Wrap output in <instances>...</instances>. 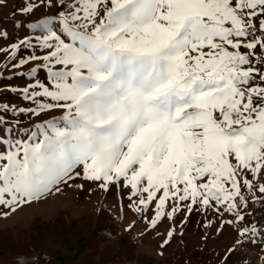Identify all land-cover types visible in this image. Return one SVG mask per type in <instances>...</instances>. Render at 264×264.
Wrapping results in <instances>:
<instances>
[{"label":"snow or ice","instance_id":"obj_1","mask_svg":"<svg viewBox=\"0 0 264 264\" xmlns=\"http://www.w3.org/2000/svg\"><path fill=\"white\" fill-rule=\"evenodd\" d=\"M39 8L50 14L17 21L29 34L0 47V79L27 81L0 95L29 105L0 103V206L59 191L81 166L105 192L123 180L136 213L162 190L152 228L168 201L169 220L182 208V223L193 211L233 217L218 231L252 215L247 197L264 202V0H25L18 11ZM238 235L264 242L256 222Z\"/></svg>","mask_w":264,"mask_h":264},{"label":"rangeland","instance_id":"obj_2","mask_svg":"<svg viewBox=\"0 0 264 264\" xmlns=\"http://www.w3.org/2000/svg\"><path fill=\"white\" fill-rule=\"evenodd\" d=\"M24 6L25 0L0 2V31L9 33L8 39L0 38V47L7 46L17 38L29 34L23 26L17 30L15 27L17 21L25 25L50 14L44 8H39L34 14L26 17L18 11ZM255 23L258 27L259 20L257 19ZM241 51L248 50L242 47ZM255 51L258 55L261 54L259 47ZM23 54L22 51L20 55ZM5 56L6 54L0 53V62L4 61ZM256 67L264 70V66L256 65ZM9 74L4 70L5 76ZM40 77L43 79L44 73H41ZM26 83L25 78L0 79V87L7 85L23 87ZM4 102L29 106L18 95L10 92L0 95V103ZM60 114L58 111H53L36 119L35 122H40V119H51ZM0 115L6 114L0 113ZM7 118L11 122L12 118ZM20 119L23 127L30 126V122L23 115ZM2 135L3 129L0 128V136ZM0 151H4L3 145H0ZM76 173L80 175L75 176ZM72 175L75 176L74 179L57 186L59 191L54 188L48 195L18 207L15 212L0 206V232H5L12 242L30 245L34 255H43L51 259L50 262L34 261L32 264H112L117 261L128 264H202V261L212 257L220 246L222 248L236 242V235L234 238L226 232L229 224H225L218 231L221 219L233 218L227 213L221 218L214 212L193 211L188 216L187 223H182L187 213L186 208H182L175 214L173 220H169L167 212L171 211L175 202L168 201L165 206V216L156 227L152 228L149 227V222L154 217L155 204L162 195V190L149 205V210L140 214L130 207L132 201L127 198L130 188L123 186V180L120 181L119 187L112 184L105 192L99 187L100 182L83 179L82 166L75 169ZM248 178L252 179L250 173ZM242 192H246V189L242 188ZM144 197L146 199L147 194H144ZM133 200L138 201L139 197H134ZM101 209H106L112 215L113 236L107 241L88 246L87 233L93 229L95 212ZM4 213L10 214L5 216ZM58 214H61V221L53 222ZM35 219L52 221V223L46 226L33 225ZM206 220L212 221L207 228L203 226ZM73 221H77L75 232L72 230ZM171 229H175L173 237L167 245L161 247ZM34 238H38V242H35ZM10 263L11 258L8 253L0 251V264Z\"/></svg>","mask_w":264,"mask_h":264},{"label":"trees","instance_id":"obj_3","mask_svg":"<svg viewBox=\"0 0 264 264\" xmlns=\"http://www.w3.org/2000/svg\"><path fill=\"white\" fill-rule=\"evenodd\" d=\"M95 221L93 229L87 233V245L91 246L97 243L107 241L113 236V219L112 215L106 210L101 209L94 214ZM61 214H58L53 222H60ZM52 221H40L35 219L32 224L49 225ZM77 221L72 222V230L75 232ZM85 235V234H84ZM38 242V238H34ZM0 251L7 252L11 258L10 264H28L34 261L50 262L51 259L43 255H34L30 245H22L17 242L10 241L5 232H0Z\"/></svg>","mask_w":264,"mask_h":264},{"label":"crops","instance_id":"obj_4","mask_svg":"<svg viewBox=\"0 0 264 264\" xmlns=\"http://www.w3.org/2000/svg\"><path fill=\"white\" fill-rule=\"evenodd\" d=\"M240 229V224L234 223L227 227L226 232L234 236V238L235 235L238 238V232ZM229 249H231L232 251H229ZM225 257H227V259H225ZM32 263L34 262L28 264ZM112 264L128 263L124 261H117L113 262ZM202 264H264V250H262V248L258 245H250L245 249H240L237 247L236 242H233L230 245H225V247L222 246V248L220 246V249L218 251H214L213 256L208 260L204 259L202 261Z\"/></svg>","mask_w":264,"mask_h":264},{"label":"built area","instance_id":"obj_5","mask_svg":"<svg viewBox=\"0 0 264 264\" xmlns=\"http://www.w3.org/2000/svg\"><path fill=\"white\" fill-rule=\"evenodd\" d=\"M259 183H264V176L257 177L255 184L258 186ZM259 195L260 194L257 192V196ZM247 198L249 199V206L248 209H244L243 211L245 213L250 211L252 215L250 217L246 215V219L244 222L240 223V227L243 228L250 225L252 222H256L259 226H261L262 229H264V202L253 203L250 197ZM236 244L240 249H245L250 245H258L262 248V250H264V242L259 240L256 243H251L250 241L239 236L237 238Z\"/></svg>","mask_w":264,"mask_h":264},{"label":"clouds","instance_id":"obj_6","mask_svg":"<svg viewBox=\"0 0 264 264\" xmlns=\"http://www.w3.org/2000/svg\"><path fill=\"white\" fill-rule=\"evenodd\" d=\"M113 239H115V238L113 237Z\"/></svg>","mask_w":264,"mask_h":264}]
</instances>
